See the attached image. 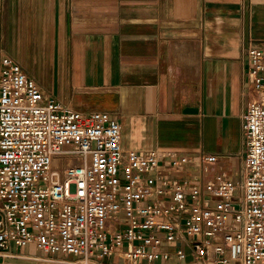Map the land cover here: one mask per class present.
<instances>
[{
	"label": "built area",
	"instance_id": "built-area-1",
	"mask_svg": "<svg viewBox=\"0 0 264 264\" xmlns=\"http://www.w3.org/2000/svg\"><path fill=\"white\" fill-rule=\"evenodd\" d=\"M245 55L252 89L240 183L179 179L187 155L123 148L112 113L44 98L19 64L0 56V264L28 245L38 260L141 264L168 258L180 237L201 264L264 262V40L249 37ZM216 160L202 155L200 173ZM113 255L122 262H104Z\"/></svg>",
	"mask_w": 264,
	"mask_h": 264
},
{
	"label": "crops",
	"instance_id": "crops-1",
	"mask_svg": "<svg viewBox=\"0 0 264 264\" xmlns=\"http://www.w3.org/2000/svg\"><path fill=\"white\" fill-rule=\"evenodd\" d=\"M249 37L264 40V0H0V56L44 98L112 113L123 148L187 155L189 166L174 173L181 180H242ZM202 155L217 156L203 175ZM169 249L139 262L201 264L184 237ZM14 251L5 264H67L29 257L41 254L32 245Z\"/></svg>",
	"mask_w": 264,
	"mask_h": 264
},
{
	"label": "rangeland",
	"instance_id": "rangeland-1",
	"mask_svg": "<svg viewBox=\"0 0 264 264\" xmlns=\"http://www.w3.org/2000/svg\"><path fill=\"white\" fill-rule=\"evenodd\" d=\"M66 258H68V260H72V259H73L71 256H68V257H66Z\"/></svg>",
	"mask_w": 264,
	"mask_h": 264
}]
</instances>
